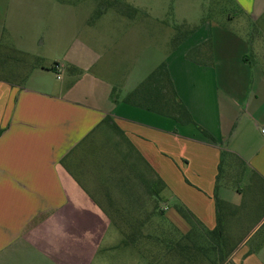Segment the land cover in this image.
<instances>
[{
	"label": "crops",
	"instance_id": "1",
	"mask_svg": "<svg viewBox=\"0 0 264 264\" xmlns=\"http://www.w3.org/2000/svg\"><path fill=\"white\" fill-rule=\"evenodd\" d=\"M232 1L242 16L253 24H260L264 0ZM43 7L56 11L58 2L0 0V264H51L46 259L55 257L61 249L54 244L67 245L69 240L65 234L73 220L83 225L90 212L96 214L97 222L105 225L92 241L98 242L112 216L97 202H137L143 195L138 194L137 188L143 187L139 180L145 181L147 188L152 186L155 176L163 183L162 192H167L206 230L212 231L217 223L211 199L218 185L220 144L225 145L231 160L249 162L247 167L264 184V135L261 133L264 129V25L253 42L258 46L250 47L257 51L259 67L255 70L249 66V57L245 55L234 64L236 71L244 72L247 82L240 90L232 88V98L230 84L226 83L223 89L228 93H222V98L229 113L221 114L223 99L217 74L227 77L232 67L227 55L220 54L216 73L217 56L207 21L190 30L187 39L163 55L162 60L159 58L155 65L148 49L141 48L140 55L121 52L122 43L143 41L140 36L119 34L113 40L115 52L108 54L114 59L113 73L103 75L99 69L92 75L74 73L67 85H60L56 82L61 79L55 68L31 65L28 73L26 70L27 56L34 57L39 45L36 26L42 21ZM241 24L238 26H244ZM28 26L32 29L27 30ZM164 34L171 35V30L166 29ZM191 50H194L192 58L187 59L186 54ZM162 65L194 124L207 132L213 142L194 124L182 125L171 117L127 103ZM108 66L107 63V73ZM86 76L104 81L98 83L101 87L94 84L81 89L84 85L80 81ZM255 87L260 91V100L253 96ZM76 93H81L80 97ZM232 113L239 116L236 121ZM106 126L108 130L104 131ZM254 133L258 142H254ZM256 146L258 154L253 151L252 155ZM104 148H113L114 153L110 150L113 156L103 153ZM93 150H100L98 154L110 159L104 164L94 161L97 164L94 169H98L106 185L92 194L75 172L83 170V161ZM146 188L144 195L148 197ZM243 207L241 202L233 211L236 221L243 215L250 219L253 208L238 215L237 209ZM116 212L130 213L119 207ZM263 223L264 217L251 225L237 245L229 248L233 252L223 264H264V240L258 241L259 246L251 247L252 236ZM186 227L184 233L189 231V226ZM86 230L74 231L73 235L82 236ZM86 239L85 244L90 241L89 237Z\"/></svg>",
	"mask_w": 264,
	"mask_h": 264
},
{
	"label": "rangeland",
	"instance_id": "2",
	"mask_svg": "<svg viewBox=\"0 0 264 264\" xmlns=\"http://www.w3.org/2000/svg\"><path fill=\"white\" fill-rule=\"evenodd\" d=\"M57 2L56 11L51 12L42 8V21L40 20L41 23L36 26L39 45L36 46L34 57L27 56L26 70L28 73L29 67L37 63L48 68L54 67L61 79L56 81L60 85H67L75 76L74 73L79 75L81 73L83 76L89 72L92 75V72L97 69L102 70L103 75L113 73L114 59L109 58L108 54L115 52L113 40L118 38L119 34H122V37L140 36V40L143 41V43H122L121 52L140 55L142 50L148 49V52L151 51L150 54L155 61L152 63L155 65L159 58L162 60L163 55L171 53L176 35L172 38L171 36L177 32V29L182 37L190 30L197 28L203 21L210 23L211 45L217 56L216 73L219 71L220 54H226L231 61L232 68H229L227 81L226 76L223 78L217 74L221 99H223L220 102L221 114L227 111L229 113V107L222 98V93H228L223 89L226 83L230 84V91H228L232 98L234 97L232 88L240 90L239 88L247 82L244 72L236 71L234 64L245 55L249 57V66L255 70L259 67L257 51L253 49L258 44H253V42L259 37L257 32L264 25L261 23L264 22V17L260 20V24H253L249 18L241 15L232 0H57ZM241 22L244 26L239 27L238 24ZM26 29L31 30L32 28L28 26ZM166 29L171 30V35H163ZM183 38L184 41L187 39ZM134 41L136 42V38ZM8 43L11 44V40L8 39ZM262 44L264 45V42ZM141 48L143 49L140 50ZM27 49H29V44ZM139 61L144 60L139 59ZM107 63L109 64L108 73L105 71ZM103 81L101 78L86 76L80 81L81 85H84L81 89H84L85 85L93 87L94 84L101 87L98 83ZM252 92L253 96L260 100L258 87H255ZM76 94L80 97L81 93ZM232 116L234 121L239 117L236 113H232ZM103 130H108L107 126ZM253 135L254 142H258V136L255 133ZM105 148L102 152L113 156L110 154V150L114 153L113 148L110 150ZM253 151L258 154V147L252 149V155ZM94 153L98 154L100 150H93V153L83 161L85 172L82 173L83 170L75 172L81 182L85 181V189L92 194L99 192L98 187L104 189L106 185L98 169H94V165H97L94 161L104 164L110 159L107 155L104 158L102 154L94 155ZM70 160L73 161V158ZM72 163L70 162L71 165ZM248 164L249 162L242 163L238 159L233 161L229 156H225L217 189L214 190L213 199H211L215 208V220L216 210H218L221 236L226 251L230 247H235L241 237L252 227L251 225L264 217V184L252 169L247 167ZM232 165L234 167L230 170L229 167ZM142 182L140 181V184ZM142 188L146 187L143 185L137 190ZM144 193L145 190L138 192L143 195L138 197L139 204L134 208L129 203L97 202V205L112 216L113 221L106 223V229L100 234V240L92 242L96 238L97 231H101L105 225L102 226L97 222L96 214L90 212L89 217L84 219L83 225L73 220L68 233L65 234L69 242L62 246L61 242H58V246L54 244L61 249H58L59 253L55 257L46 259V261L51 264H221L210 254L211 243L202 242L199 236V232L203 234V231H206L201 223H199L200 228L191 230L190 225L175 209L180 204L165 191L160 192L156 201L158 209L163 213L159 214L157 211L151 215L152 201L149 202ZM241 202L245 207L242 210L237 209L238 215L246 214L248 208H253V212L249 216L250 219L243 215L236 221L237 218H234L232 214ZM118 207L130 212L129 215L117 213ZM119 215L121 217H118ZM127 222L133 223L135 227L133 229L128 227ZM186 226H189V231L187 230L189 234L183 231L187 228ZM84 229L88 230L82 236L73 235L74 231ZM121 232L135 233L134 242L120 243L123 240ZM263 236L264 228L253 236L251 247L256 246L259 240H263ZM87 237L90 241L85 244ZM176 246L191 249L200 247L204 253L189 250L188 253L177 254L174 250Z\"/></svg>",
	"mask_w": 264,
	"mask_h": 264
},
{
	"label": "trees",
	"instance_id": "3",
	"mask_svg": "<svg viewBox=\"0 0 264 264\" xmlns=\"http://www.w3.org/2000/svg\"><path fill=\"white\" fill-rule=\"evenodd\" d=\"M175 35H176L175 36L176 41L174 42V48H176L179 44L182 43V41L184 39L183 37H185V38L187 37L186 34H185V36L181 37L180 33H179V29H177V34H175ZM192 51H194V50H191L186 54L187 59H191ZM32 66H39L40 67L41 65H39L37 63V64H34ZM50 69L54 70V67H50ZM126 101L128 104H130L132 106L153 112L155 114L171 117L182 125L194 124V122L191 119L188 111L186 110V108L184 107V105L182 104L180 99L177 97V95L173 89V85H172V82L169 78V75H168V72H167L165 65H162L161 67H159L153 73V75L135 93H133ZM197 128L201 131L203 136H205L206 138H208L212 142L214 141L213 138L207 132L203 131L199 127H197ZM220 148H221V161H220L219 167H218L217 181L219 178V174L222 172V165H223L224 158H225V156H228V154L226 152L225 145L220 144ZM233 167H234V165L230 166L229 168L233 169ZM140 181L141 180H139V183H140ZM142 185H144V186L146 185L145 181L142 182ZM162 188H163V183L161 182V180L157 176H155L154 182L152 183V186L148 185L146 188V190H147L146 192L148 195L149 202L152 201L151 204L153 206L152 211H151V215L157 211L159 214L163 213L161 210L158 209L157 203H156V201L159 198V193H160ZM139 190L143 191L145 189L142 188ZM129 204H131L132 207L134 208L135 206H137V204H139V201L129 203ZM175 209L177 210V213L190 225L191 230L194 228H197V227H199V228L201 227V224H199V221H197L195 219V217L183 205H181V204L177 205V207H175ZM216 211H217L216 212L217 213L216 214V216H217L216 217V222H217L216 227L212 231H208V230L203 231L204 232L203 234L199 232V236H200V238H202V240H203L202 242L208 241L211 243V247H210L211 253L210 254L213 255L215 258H217L219 260V263L222 264L226 261V259L233 252V250L232 249H229L228 251L224 250V244H223L224 240L221 236L220 218L218 215V210H216ZM127 226L132 228V229L135 227L134 224L131 222L130 223L127 222ZM263 228H264V223L259 227V229L257 230V232L254 235H256L258 233V231L263 229ZM121 233L123 235V242H122L123 244H130V243L134 242V237L136 236L135 233H125V232H121ZM187 234H189V233H187ZM261 241H259V242H261ZM259 242H257L256 245L259 246V244H258ZM174 250L177 254H182L183 252L188 253L189 250L190 251L194 250L195 252H198L200 254L204 253L203 249L200 247H198L196 249L194 247V249L193 248L191 249V248H187L184 246H181V247L176 246V248ZM224 252H227V253L224 254Z\"/></svg>",
	"mask_w": 264,
	"mask_h": 264
},
{
	"label": "built area",
	"instance_id": "4",
	"mask_svg": "<svg viewBox=\"0 0 264 264\" xmlns=\"http://www.w3.org/2000/svg\"><path fill=\"white\" fill-rule=\"evenodd\" d=\"M57 68V67H56ZM261 133L264 135V129H261Z\"/></svg>",
	"mask_w": 264,
	"mask_h": 264
}]
</instances>
